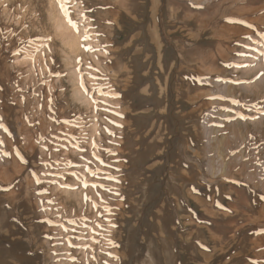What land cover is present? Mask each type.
I'll list each match as a JSON object with an SVG mask.
<instances>
[{
    "label": "rangeland",
    "instance_id": "obj_1",
    "mask_svg": "<svg viewBox=\"0 0 264 264\" xmlns=\"http://www.w3.org/2000/svg\"><path fill=\"white\" fill-rule=\"evenodd\" d=\"M0 255L264 264V0H0Z\"/></svg>",
    "mask_w": 264,
    "mask_h": 264
},
{
    "label": "bare ground",
    "instance_id": "obj_2",
    "mask_svg": "<svg viewBox=\"0 0 264 264\" xmlns=\"http://www.w3.org/2000/svg\"><path fill=\"white\" fill-rule=\"evenodd\" d=\"M172 14V13H171ZM144 15V14H143ZM174 16V15H173ZM173 68V67H172ZM177 72V71H176ZM167 74V73H166ZM169 75V74H168ZM168 81V80H167ZM170 95V94H169ZM176 100V99H175ZM10 229V228H9ZM16 229V228H15ZM10 231V230H9ZM209 232V231H208ZM166 237V236H165ZM196 238V237H195ZM169 241V240H168ZM174 243V242H173ZM202 250V249H201ZM193 253V252H192ZM1 256V255H0ZM212 260V259H211ZM3 261V260H2ZM184 261V260H183Z\"/></svg>",
    "mask_w": 264,
    "mask_h": 264
}]
</instances>
